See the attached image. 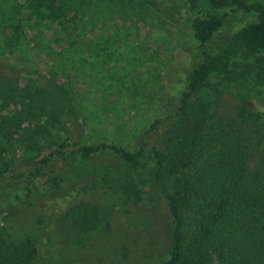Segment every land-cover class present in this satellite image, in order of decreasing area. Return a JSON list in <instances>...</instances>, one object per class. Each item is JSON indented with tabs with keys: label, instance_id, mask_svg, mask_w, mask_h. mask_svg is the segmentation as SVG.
Wrapping results in <instances>:
<instances>
[{
	"label": "rangeland",
	"instance_id": "obj_1",
	"mask_svg": "<svg viewBox=\"0 0 264 264\" xmlns=\"http://www.w3.org/2000/svg\"><path fill=\"white\" fill-rule=\"evenodd\" d=\"M65 2L72 6L74 27L81 33L63 40L58 25L32 22L23 53L0 57V85L20 79L21 85L28 81L47 87L26 91H43L46 111L53 110L57 117L54 125L48 124L36 159L26 165L17 161L15 173L0 176V227L13 241H33L31 264H162L168 259L171 221L165 195L153 176L151 146L160 130L155 133L151 124L161 104L176 99L187 73L202 60L186 9L181 0ZM219 14L223 26L207 43L210 54L225 49L254 21L241 12ZM233 62L231 74L213 79L223 89L220 115L233 117L244 98L249 107L264 112V74L244 57ZM60 72L69 76L61 77ZM57 84L66 89H55ZM55 139L116 144L133 153L148 145L135 167L107 166L119 162L110 153L90 159L76 155L68 164L56 162L45 169L56 181L31 177L29 172L42 168L41 160L55 150ZM73 150L68 147L65 153ZM258 152H252L253 170L262 168ZM20 155L16 149L15 159ZM126 176L140 190L137 203L122 197ZM82 201L101 210L99 227L87 240L62 220L70 206Z\"/></svg>",
	"mask_w": 264,
	"mask_h": 264
},
{
	"label": "trees",
	"instance_id": "obj_2",
	"mask_svg": "<svg viewBox=\"0 0 264 264\" xmlns=\"http://www.w3.org/2000/svg\"><path fill=\"white\" fill-rule=\"evenodd\" d=\"M181 1L202 60L187 73L185 88L176 99L161 104L151 124L152 131L160 130L151 146L153 176L165 195L171 221L168 259L162 264H264V112L249 107L244 98L233 117L220 115L217 106L223 89L213 81L231 74L236 57L250 60L251 67L264 74V0ZM226 10L254 21L239 30L225 49L210 54L207 43L223 26L219 13ZM71 12L65 0L0 3V57L23 53L32 22L58 25L63 40L81 33ZM69 57L67 53L65 58ZM54 88L66 89L61 84ZM27 89L47 87L28 81L21 85L20 79L0 85V176L15 173L17 161L26 165L35 160L46 142L48 124L57 119L53 110L45 109L44 92ZM52 144L55 150L41 160L42 168L29 172L31 177L56 181L55 174L45 169L56 162L68 164L76 155L90 159L110 153L119 162L107 166L135 167L148 145L133 153L116 144L88 145L81 139L72 144L55 139ZM68 147L74 150L67 155ZM256 148L262 168L253 170L250 160ZM16 149L21 151L18 159ZM120 192L126 201L141 199L131 177L121 181ZM62 220L87 240L99 227L101 210L82 201L70 206ZM35 253L30 238L13 241L0 227V264H31Z\"/></svg>",
	"mask_w": 264,
	"mask_h": 264
}]
</instances>
